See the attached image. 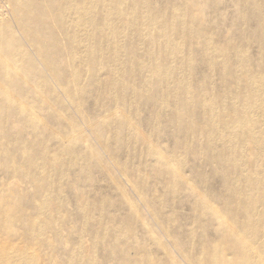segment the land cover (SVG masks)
<instances>
[{"label":"bare ground","instance_id":"6f19581e","mask_svg":"<svg viewBox=\"0 0 264 264\" xmlns=\"http://www.w3.org/2000/svg\"><path fill=\"white\" fill-rule=\"evenodd\" d=\"M206 1L165 0L156 6L152 0H0L8 8V16L0 13V164L46 195L34 194L23 202L24 192L3 187L0 198L7 202L0 209V226L8 233L16 225L23 243L34 241L41 248L46 244L48 264H105L97 254L104 241L111 243L107 257L118 256L117 264H264V0H240V21L256 20L255 58L248 53L246 39L224 41L205 24ZM239 32L245 34L242 28ZM198 55L206 69L200 87H195ZM213 73L221 77L220 86L213 84ZM90 86L99 112L93 119L81 115L79 108ZM148 102L155 104L148 136L168 131L173 138L168 152L155 141L144 142L138 133L139 110ZM57 105L69 107L65 114L74 118L63 115ZM39 110L65 123L64 130L58 134L50 129ZM7 117L24 120L27 133L39 139L4 130ZM110 128L122 133L120 165L115 160L119 156L100 138ZM43 133L57 145L54 150L47 149ZM79 149L82 156L76 160L86 177L87 166L101 152L103 168V163L110 164L120 175L131 177L127 167L136 165L139 187H147L144 169L162 175L168 198L155 196L157 203L149 207L138 192L134 190L131 199L122 189L128 217L117 222L118 229L104 223L101 231L91 230L86 206L80 207L77 222L63 214L64 199L59 196L58 183L73 170ZM189 155L195 156L193 178L202 185L217 176L221 188L211 192L205 186L201 191L203 197L217 196L218 205L193 192L194 219L188 234L193 235L195 220H208L218 239L210 249L199 247L196 259L190 255L194 246L186 260V252L164 247L160 238L163 256L147 254L146 245L135 236L136 223L146 235L154 233V226L162 236L167 234L154 212L161 215L165 206L176 208L177 192L183 196L181 185L193 180L181 173ZM55 165L58 172L52 170ZM138 202L145 203L146 216ZM165 218H174L173 211ZM72 227L78 237L63 251ZM84 233L91 240L89 248L84 247ZM12 249L8 238L0 242V264H43L44 254Z\"/></svg>","mask_w":264,"mask_h":264},{"label":"rangeland","instance_id":"374dc122","mask_svg":"<svg viewBox=\"0 0 264 264\" xmlns=\"http://www.w3.org/2000/svg\"><path fill=\"white\" fill-rule=\"evenodd\" d=\"M164 1L165 0H161L160 3V0H152V3L156 6H161L164 3ZM167 1L182 2L183 0H167ZM1 3L2 2H0V11L2 12L0 13L2 14V16L6 17L8 13L7 10L8 8L5 4H1ZM242 6L243 5L240 2V0H217L215 4H211L210 0H207L206 7L204 8L205 15L203 16V18L205 20V24L207 23V25L211 26L214 33L219 39H222L224 41L230 40L231 43L239 42L243 38L246 39L248 53L252 58H255L258 55V45L255 38L256 20L247 17L243 21H240L239 17H240V12L242 10ZM241 28L245 30V34L243 36L239 32ZM195 42L199 46V39L196 38ZM53 58L56 59L57 57L53 55ZM66 58L67 57L62 56L61 59L66 60ZM52 69L54 71L58 70L57 67ZM205 69H206V65L202 60V57L198 55L194 69V76L198 82L197 86L195 87H198V85L200 87L201 84L199 80ZM59 73L63 74L62 71H60ZM211 80L213 84H215L216 86H220L222 84V79L218 73H213L211 75ZM93 89H94L93 86L89 87V90L86 93L84 100L79 106L81 115L85 114L86 116L91 118L94 117V115L99 114L95 106L96 95ZM56 108L65 116H66L65 112H69L68 111L69 107L62 108V106L57 105ZM154 108H155V104L153 102H148L141 107V109L139 110L137 130L139 135L145 138L144 142L155 141L157 144L162 145V148L165 152H168L173 146V138L171 137L168 131L165 130V131L152 132L151 135L148 136V132H149L148 122L150 120L151 113L154 110ZM120 111L123 113L126 112L122 108H120ZM38 115L39 116L42 115V118L46 121L47 126L52 130L58 131V134L59 132L64 130L65 123L63 124L62 122L56 120L55 117L46 118L48 116L46 111L39 110ZM68 118L72 119L74 117H68ZM26 125L27 124L26 122H24V120L20 118L16 119L11 117H7L5 122L3 123L4 130H8L11 134L14 133L16 135L19 133L22 138H26L27 140H33V139L38 140L39 137L27 133V131L25 130ZM107 133L108 136L106 141ZM121 136L122 133H120L119 130L116 129L111 130V128L105 129L100 133L101 141L108 145L109 152L113 154L115 157L119 156L115 159L116 161H118L119 165L124 161L122 156L123 147H121L122 146ZM41 138L46 141L47 149L50 148L54 150L57 147V145L54 142H51L48 139L47 133L45 134L43 133V136ZM88 139L91 141V138L88 137ZM118 140L120 141V143L118 144V148H117L116 144ZM39 149L42 152L43 148L41 146H39ZM77 151L78 153L76 154V156L73 157L74 160L73 165H75L73 166V170L67 172L66 177L64 178L62 183L61 182L58 183L61 184L59 190V196H61L64 199L63 214L65 215L67 214L70 218L75 219V221L77 222L80 221L77 220L79 216L80 207L84 205L86 206V216H88L87 221H89V226L91 230L101 231V224L104 223H108L109 226H111L113 229L114 228L118 229L117 222L128 217L129 214L128 208L124 203V199L120 191L122 189L131 199H135L134 197V194H136L135 191L138 192L143 197L145 202L149 204V207L157 203L155 196L162 195L165 197V200L168 198L166 196L168 193L165 194V187H164L165 180L162 175L144 169L143 171L144 179L142 181L143 183H146L147 187H145L144 185L139 187V181H137L139 178L138 176L139 169L134 168L136 167V165L127 167V172L131 173V177L120 175V173L117 170H115L116 168L112 167L110 164L103 163L105 165V168H103L102 160L99 157L103 155L101 152L96 156L93 162L87 166L88 177H86L84 173L80 172V164H81L80 160H76V158H80L82 156V152H81L82 150L79 149ZM101 157L103 160H106L104 156ZM15 160H18V158L15 157ZM187 162L188 164L184 168V170H182V172L181 170L179 171L183 175L190 176L193 180L191 182H188V185L186 184V182H184V184L181 185L180 191L183 192V196L181 197L180 193L177 192L178 197L176 198V200L178 199V201L176 204V208L165 206L163 208V214L161 215H158L154 212L155 216L157 217V220L160 222L161 225L163 224V227L166 229L167 234L162 236L161 232L158 231L157 228H155L154 226L153 228L154 233L151 235H146L144 229L142 228V225L136 223V228L134 229L135 236L139 241H141L146 245L145 247L147 254L153 253L156 257L163 256L164 251L161 248V246L157 244V239L160 238L164 242V247L167 246L172 251H174L175 248L176 253L180 252V250L182 252H186L183 253L184 254L183 258H185L186 260L188 254H190V251L194 246L195 247L193 251L194 254L191 253L190 255L194 256V258L196 259L200 257L199 254H197L199 247L207 245L206 248L210 249V243L215 242L214 240L218 239L217 236L218 233L211 226L208 220L206 221L195 220L193 235L190 236L188 234V229L191 227V224L194 219L193 192L195 193V195L197 194L201 200L216 204L217 196H211L209 198L203 197L201 191L202 188H205V186H207L211 192L213 191L219 192L221 188V180L217 176H212L209 180L206 181V184L201 185V183L197 179L193 178L192 167L195 166L194 164L195 156L189 155L187 157ZM6 167H7L6 165L0 164V190H2L3 187H5L9 191H15L21 194L24 192L26 198L23 196V202H26L28 200V196H32L34 194L37 197H40L41 195H42L41 198L46 197V195L44 196V194L37 192L31 186V184L28 183L26 179L22 177L21 174H19L18 176H13L12 173L7 172L8 168ZM204 168L205 170H207L210 168V166H206ZM59 169L60 167L58 165H55L52 170L58 172ZM219 172H221V170H219ZM133 176H135V178ZM136 176H138V178H136ZM112 178L114 181H112ZM126 185H128L129 187ZM118 186L120 187V189H118ZM56 196L58 195H55L53 201L56 200ZM6 202H7L6 199L2 197L0 198V209L2 208V206L6 204ZM17 204L22 205V201L17 202ZM137 205L139 207L140 213L146 216L147 208L145 209V203L138 202ZM218 210L222 211L220 205ZM170 211H173L174 218L166 219L165 215L170 213ZM162 215L164 219L162 218ZM201 217H203V215H201ZM132 221H135L134 218L132 219ZM149 223L151 224L150 220ZM0 228H3L0 229V233H2L0 242L4 243L6 242V238H8V240L12 244H14V249H12L14 252L19 250V251H26L30 255L44 254V256H42L44 260L41 261L43 264H48L46 255L49 253V250L46 244H45L46 247L43 248H41L34 241L24 240L25 243L24 244L20 240V235H19V233L22 231L14 224H12L9 227L8 233L9 234L11 233V235L17 234L15 236H8L6 228L3 226H0ZM77 237L78 234L75 233L74 227H72L71 231L64 239L65 245L63 244L64 246L63 251L72 248L73 241H75ZM82 240L85 248H89L91 246V240L87 233H84L82 235ZM110 247H111L110 242H106V241L101 242L99 244V248L97 249V254L100 257L102 256L101 257L102 259L104 258L106 259V261H104L105 264H117L118 261L117 259H119L118 256L107 257ZM63 251L61 252V254L63 253ZM129 252L131 255L132 250L130 249ZM180 258L182 257L180 256Z\"/></svg>","mask_w":264,"mask_h":264}]
</instances>
